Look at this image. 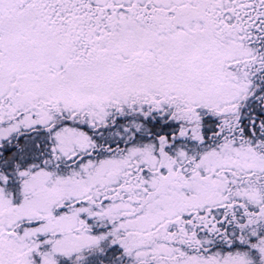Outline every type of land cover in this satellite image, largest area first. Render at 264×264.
<instances>
[{"label":"snow or ice","instance_id":"snow-or-ice-1","mask_svg":"<svg viewBox=\"0 0 264 264\" xmlns=\"http://www.w3.org/2000/svg\"><path fill=\"white\" fill-rule=\"evenodd\" d=\"M0 264H264V0H0Z\"/></svg>","mask_w":264,"mask_h":264}]
</instances>
